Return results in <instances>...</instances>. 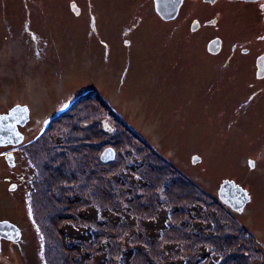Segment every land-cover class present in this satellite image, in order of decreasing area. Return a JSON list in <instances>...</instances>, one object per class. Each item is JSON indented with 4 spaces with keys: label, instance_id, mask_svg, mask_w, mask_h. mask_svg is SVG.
<instances>
[{
    "label": "rangeland",
    "instance_id": "374dc122",
    "mask_svg": "<svg viewBox=\"0 0 264 264\" xmlns=\"http://www.w3.org/2000/svg\"><path fill=\"white\" fill-rule=\"evenodd\" d=\"M49 5L50 0H0V114L17 105H27L31 112L24 143L0 146V158L4 151H14L16 160H27L34 179L8 208L0 202V216L8 215L23 232L19 244L2 246L0 264H154L161 257L196 264V245L182 228V213L189 211L193 223V204L209 216L227 211L214 199L218 182L237 168L227 169L233 150L226 144L233 135L221 131L223 106L201 96L208 87L196 92L190 86L194 65L187 67L185 61L197 47L184 36L178 43H163L153 23L128 35L122 33V23L82 27L71 20L54 21ZM139 137L175 171L156 173L159 166ZM121 142L131 148L124 149ZM242 147L250 150L243 157L253 156ZM107 148L116 157L103 162ZM136 151L150 157L152 172L145 164L130 168L135 163L129 154ZM193 153L203 156L200 165H193ZM12 169L18 173L17 163ZM4 175L9 173L1 162L0 177ZM139 176L146 179L135 182ZM167 179L176 183L170 192L161 184ZM143 182H152L150 189ZM241 183L255 197L247 212L256 213L251 220L244 216L246 222L264 228V177L254 175ZM6 195L4 183L0 196ZM158 200L160 209L176 208L169 223L154 216ZM160 219L165 225L156 226L153 234ZM142 222L154 243L145 236ZM189 227L194 232L197 228ZM255 252L248 256L250 264H264Z\"/></svg>",
    "mask_w": 264,
    "mask_h": 264
},
{
    "label": "flooded vegetation",
    "instance_id": "af4514ba",
    "mask_svg": "<svg viewBox=\"0 0 264 264\" xmlns=\"http://www.w3.org/2000/svg\"><path fill=\"white\" fill-rule=\"evenodd\" d=\"M159 4L164 8L166 18L158 12ZM49 7L56 14L54 21L71 20L73 26H116L122 23L121 26L127 27L122 33L129 35L131 31L153 23L159 27L157 37L163 36V43H178L183 36L193 40L198 50L195 49L193 56L185 61L187 67L191 63L194 65L192 74L188 75V79L194 81L190 86L196 92H200L203 86L208 87V92L201 96L223 106L224 118L219 121L223 127L221 131L233 135L228 137L226 144L231 145L228 151L233 150L227 169L231 171L234 165L237 168L218 182L217 196L224 181L235 182L250 196L241 212L224 204L228 211L208 216L209 241L196 244L202 256L196 264H250L248 256L255 251H258L257 261L264 263V228L246 222L244 216L251 220L256 213V209L247 212V208L253 207L255 197L241 183V180H253L254 175L264 177V0H50ZM28 16L25 21L29 22ZM190 58L193 62L188 61ZM101 104L105 108L104 101ZM225 122H228L226 127ZM28 123L19 127L25 138ZM241 146L250 148L253 156L243 157L250 150L239 149ZM234 150H238L237 153ZM224 153L227 159L230 154L227 150ZM191 155V159L193 156L198 159L195 163L192 160L193 165L204 161L197 153ZM2 157L0 164L3 163L9 175L0 177V185L7 184V198L0 196V202L7 203L8 208L16 193L20 196L28 192L34 179L27 160H16L14 151L6 150ZM11 162L15 166L17 163V174ZM1 204L0 209L3 208ZM5 221L16 225L8 215L0 216V222ZM22 237L23 232L17 240L0 236V250L10 243L19 244ZM243 251L245 256L240 254Z\"/></svg>",
    "mask_w": 264,
    "mask_h": 264
},
{
    "label": "trees",
    "instance_id": "16d2710c",
    "mask_svg": "<svg viewBox=\"0 0 264 264\" xmlns=\"http://www.w3.org/2000/svg\"><path fill=\"white\" fill-rule=\"evenodd\" d=\"M105 102V101H104ZM106 110L107 111H109V113H111V114H113V116H114V110L110 107V105H106ZM116 116H117V114H116ZM118 118V117H117ZM118 120H120L119 118H118ZM124 121H121L120 120V122H118L121 126H122V128H123V130H125L127 133H129V127L128 126H125V122L123 123ZM127 127H128V129H127ZM136 134V133H135ZM139 139H141L142 141H140L141 142V146L143 147V149L145 150V152L146 153H148V154H150L155 160H156V167L157 166H159V168L158 169H155L156 171V173H157V171H159V172H162V173H164V171L167 169V170H169V169H171L172 171H175L174 170V168H172V166L173 165H171V164H169L168 162H167V160L165 159V158H163V157H161V154L157 151V150H154L153 149V147H151V146H149V144H145V142H144V140L141 138V137H139ZM121 145L122 146H124V144H123V142H121ZM119 147H121V146H119ZM126 147H130V145H129V143H127L125 146H124V149H126ZM131 148V147H130ZM128 154V153H127ZM139 154V152H135V154H129L130 156L132 155L133 156V162L135 163L134 165H132L130 168L131 169H135L134 167H137V168H139V166L141 165V164H145L146 165V167L148 168V171L149 172H152L154 169H153V161L151 160V159H149L150 157H148L147 155H144L143 157H141L140 155H138ZM169 167V168H168ZM166 168V169H165ZM178 172V171H177ZM131 173V172H130ZM179 173V172H178ZM184 175V174H183ZM145 180L146 178H144V177H142V176H139L138 178H136V180H135V182H142V180ZM179 179V178H178ZM175 181V180H174ZM173 181V179H171V181L170 182H168V179H167V181H165V183L163 182V183H161L162 184V187L166 190V191H171V188L170 187H172V186H174V185H176V183ZM144 183V182H143ZM143 183H140V185H142ZM149 183H152V182H146V184L144 183V185H145V188H148V189H150V187L152 186V185H149ZM180 186H181V184H180ZM195 187H197L196 185H195ZM137 188V187H136ZM200 190V189H199ZM181 191L182 190H180V192L179 191H177V193L178 194H176V196L175 197H178V196H180V193H181ZM201 191V190H200ZM202 193H204V194H207L209 197H213V195L212 194H208V193H205V192H203V191H201ZM167 196H169V194H167ZM174 197V196H173ZM216 199H214L216 202H221L220 200H219V198L218 197H215ZM160 201L158 200V206H159V209L157 210V211H155V213H154V216L155 215H157V216H163V217H165L166 218V221H167V223H169L170 222V213L171 212H173L172 210H175L176 208H174V209H171V210H167V209H160V206H162L160 203H159ZM197 204V203H196ZM196 204H193L192 206H194V207H192L191 208V210H193V216H191L192 217V219H193V223L190 221V216H189V211L187 212V213H185V215H183V213H182V217H181V220L183 221V226H182V228H186L188 231H187V233L189 234V238H190V241H192L193 243V246H194V244L196 245L198 242H206V243H208V241L209 240H207V236H208V231H207V228H209V227H207V226H205V224L204 223H206V220H208V216H209V214L208 213H206V212H203L202 211V209H200V212L198 213L197 211H196V209H195V207H196ZM220 204H222V206H224V204L221 202ZM169 207V206H168ZM226 207V206H225ZM169 208H171V207H169ZM227 211H228V209H227ZM206 217V219H204L203 220V222H202V225H200L201 224V219L202 218H205ZM210 217V216H209ZM208 223V222H207ZM210 223V222H209ZM165 225V223L160 219V220H158L157 222H156V224H155V226L153 227V234H155V232H154V228H156V226H158V225ZM196 225L197 226V228H196V230H195V232H194V230H191L190 229V227H189V225ZM141 225L146 229V233H145V236L147 237V239H149L150 241V243H154V242H152L151 241V239H150V237H151V231L149 230V232L147 231L148 230V228L146 227V223H144V222H142L141 223ZM167 227V226H166ZM165 227V228H166ZM201 230H200V229ZM162 231H160V233H161ZM167 232V231H166ZM202 237H204V238H202ZM200 239H201V241H200ZM194 240V241H193ZM154 246H156V244H153L152 245V247H154ZM139 246H136V249H135V251L136 250H139ZM163 248V247H162ZM194 248V251H192V254H193V258H195L194 260H197V259H200V258H202V256L199 254L200 252H198V250L195 248V247H193ZM68 251H70L71 253H73L72 251H71V249L70 250H67V252ZM70 253V254H71ZM69 254V253H68ZM72 255V254H71ZM82 258H83V255L80 257V261L82 260ZM94 259H95V257H94ZM124 261H126V259L124 258ZM161 263V264H166V263H168V264H178V263H176V262H167V258H164V257H161V258H158V260H154V264H158V263ZM187 263V260H183V262L182 261H180L179 262V264H186ZM96 264H102L99 260L97 261V263Z\"/></svg>",
    "mask_w": 264,
    "mask_h": 264
},
{
    "label": "water",
    "instance_id": "95a60500",
    "mask_svg": "<svg viewBox=\"0 0 264 264\" xmlns=\"http://www.w3.org/2000/svg\"><path fill=\"white\" fill-rule=\"evenodd\" d=\"M157 9L166 18L163 14L164 8L160 5ZM29 119L30 109L27 105H17L7 113L0 114V146H17L23 143L24 135L20 132L19 127L26 125ZM115 157V150L107 148L102 154V161L107 162ZM192 160L194 163L198 161L195 156H193ZM11 163L13 164V162ZM218 196L224 204L239 212L243 210L245 204L250 199L247 190L236 185L233 181H224L220 185ZM0 236L17 240L21 237V230L10 222H0Z\"/></svg>",
    "mask_w": 264,
    "mask_h": 264
},
{
    "label": "bare ground",
    "instance_id": "6f19581e",
    "mask_svg": "<svg viewBox=\"0 0 264 264\" xmlns=\"http://www.w3.org/2000/svg\"><path fill=\"white\" fill-rule=\"evenodd\" d=\"M220 200V199H219ZM221 201V200H220ZM222 202V201H221ZM223 203V202H222ZM224 204V203H223ZM226 205V204H225ZM228 206V205H227Z\"/></svg>",
    "mask_w": 264,
    "mask_h": 264
}]
</instances>
